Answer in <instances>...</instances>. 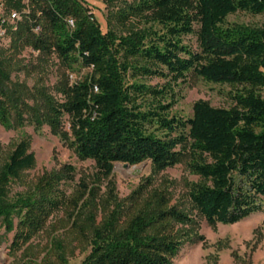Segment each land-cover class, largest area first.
<instances>
[{
	"label": "trees",
	"instance_id": "trees-1",
	"mask_svg": "<svg viewBox=\"0 0 264 264\" xmlns=\"http://www.w3.org/2000/svg\"><path fill=\"white\" fill-rule=\"evenodd\" d=\"M105 0L103 31L85 0H2L6 27L0 48V124L47 123L69 138L80 159L92 160L108 178L114 164L149 161L154 171L186 160L198 180L187 188L188 206L147 178L123 200L101 205L93 235L79 222L87 197L83 183L71 196L60 188L74 172L65 166L44 172L28 192L9 198V186L34 166L29 142L21 139L0 168V223L11 233L9 253L18 264H67L74 249L79 264H173L185 244L204 243L198 222L233 224L263 210L264 28L229 23L235 14H264V0ZM116 4V5H115ZM71 20L72 24L68 21ZM38 28L35 32L34 29ZM194 35L197 47L183 43ZM31 50L30 56H24ZM53 60L68 75L51 96L40 77L32 87L12 80L43 71ZM81 69L78 78L72 74ZM193 73L233 88V105H192L190 117L170 114L174 87ZM156 78L149 85L139 79ZM66 116L69 132L61 131ZM63 211L75 247L49 239L43 255L33 240Z\"/></svg>",
	"mask_w": 264,
	"mask_h": 264
},
{
	"label": "rangeland",
	"instance_id": "rangeland-1",
	"mask_svg": "<svg viewBox=\"0 0 264 264\" xmlns=\"http://www.w3.org/2000/svg\"><path fill=\"white\" fill-rule=\"evenodd\" d=\"M85 2L92 9L104 31L107 15L105 0H85ZM120 2L121 0H118L116 4ZM227 21L264 28V14L252 16L240 13L229 16ZM183 43L192 49L197 47L194 35L184 36ZM23 54L28 58L30 51L25 50ZM85 73L86 70L81 69L71 74L73 78H78ZM65 75L70 78L67 71L53 60L41 72L26 76L23 71H20L13 74L12 80L25 82L32 87L41 77L43 85L50 89L51 96L60 99L54 87L57 82L65 78ZM139 80L149 85L162 84V81L156 78ZM174 91L176 102L170 114L182 118L191 116L192 105L197 100H205L213 107L228 108L233 105L231 99L233 88L226 84L206 82L193 73L187 74L184 82L177 83ZM261 94L264 96L263 92ZM60 129L69 132L66 116L62 118ZM21 139L29 142L30 151L35 155V162L32 169L23 173L22 181H13L10 184L9 198L15 201L18 193H27L26 184L31 183V180L44 172H57L67 165L72 166L73 175L62 182L60 188L66 196H71L80 188L81 183L87 186V197L80 204L79 222L88 227L92 235L101 221V205L104 204V200L109 201L114 198L116 202L121 201L140 183L150 178L152 187L166 189L171 194L173 202L188 206V184L198 180L197 176L188 171L186 160L161 171H154L149 161L133 166L116 163L111 175L108 178H102L97 174V168L92 160L80 159L76 155L69 145V138L60 133H53L47 123L34 122L15 127H4L0 124V168L6 162L14 145ZM262 206L261 212L251 214L233 224L218 223L215 226H209L205 221L200 220L196 232L204 237L205 242L185 244L173 260V264H264V197H262ZM68 224L69 219L63 211H58L48 220L45 229L33 240L35 249L41 256L45 244L51 238L75 247ZM11 236V233H5L0 223V264H18L19 253L16 256L9 253L8 245ZM86 253L74 249L67 264H79Z\"/></svg>",
	"mask_w": 264,
	"mask_h": 264
},
{
	"label": "built area",
	"instance_id": "built-area-1",
	"mask_svg": "<svg viewBox=\"0 0 264 264\" xmlns=\"http://www.w3.org/2000/svg\"><path fill=\"white\" fill-rule=\"evenodd\" d=\"M2 0H0V48L7 44L8 38H7V32L6 27L4 24L7 22L8 24L13 26V29L15 28V22L20 19V15L17 11H10L7 16H4L1 8H2ZM69 24H72V21H68ZM35 32L38 31V28L36 27L34 29ZM30 52H33L30 50Z\"/></svg>",
	"mask_w": 264,
	"mask_h": 264
},
{
	"label": "water",
	"instance_id": "water-1",
	"mask_svg": "<svg viewBox=\"0 0 264 264\" xmlns=\"http://www.w3.org/2000/svg\"><path fill=\"white\" fill-rule=\"evenodd\" d=\"M124 166H127V164H124Z\"/></svg>",
	"mask_w": 264,
	"mask_h": 264
}]
</instances>
